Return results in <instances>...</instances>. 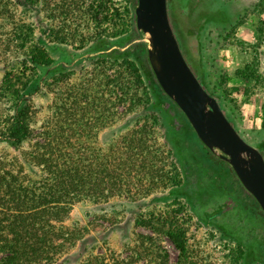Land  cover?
<instances>
[{
	"label": "rangeland",
	"instance_id": "obj_1",
	"mask_svg": "<svg viewBox=\"0 0 264 264\" xmlns=\"http://www.w3.org/2000/svg\"><path fill=\"white\" fill-rule=\"evenodd\" d=\"M135 3L100 0L97 22L81 3V9L39 4L25 10L16 0H0V132L10 131L18 82L33 78L42 84L27 95V139L0 143V197L9 177L26 186L40 179L34 143L48 132V119L61 110L71 113L72 102L87 106L77 111L82 122H96L81 137L83 156L105 153L142 132L156 161L153 170L130 177L128 193L75 202L61 222L66 238L57 239L48 259L33 264H264V214L158 86L134 25ZM166 4L186 61L243 139L264 156V0ZM19 17L34 26L23 45L15 27ZM29 46L46 51L48 67L35 66L26 55ZM116 74L141 84L146 101L137 92L132 96L143 100L131 107L130 97L110 90L104 82ZM174 232L184 234L183 253Z\"/></svg>",
	"mask_w": 264,
	"mask_h": 264
},
{
	"label": "trees",
	"instance_id": "obj_2",
	"mask_svg": "<svg viewBox=\"0 0 264 264\" xmlns=\"http://www.w3.org/2000/svg\"><path fill=\"white\" fill-rule=\"evenodd\" d=\"M16 1L23 5L25 10L29 8L37 10L39 4L47 8L52 5L57 9H70L81 3L87 15L101 22V10L98 9L100 0H93L95 4H88L87 0H40L37 5H33L32 0ZM75 7L82 8L79 5ZM15 27L22 37L23 45L27 37L33 33L34 26L31 21L19 17ZM36 49L35 46L26 47V55L36 63L35 66L48 67L46 51ZM131 69L134 72V69ZM134 75L137 76L136 73ZM5 82L12 86L9 81ZM104 83L110 90L118 89L125 96L124 99L130 97L127 105L131 107L137 106L143 100L135 99L133 94L140 92L145 99L143 103L148 97L141 84L123 82V77L121 78L119 74ZM17 85L19 89L15 91L16 101L11 128L7 133L0 132V143L20 144L30 133L27 122L29 116L27 95L39 91L42 84L29 78L23 82L19 81ZM84 89L85 87L81 90L82 93ZM72 103L69 107L71 113H64V110H61L47 120L43 128H47L48 132H41L40 141L34 143L33 164L42 173L39 180L33 181L36 184L26 186L16 178L6 179L7 185L3 186L4 193L2 198L0 197V253L3 255L0 258L1 264H33L48 259L55 251L51 248L59 247L57 239L66 238L61 222L68 216L75 202L83 198L106 201L113 194L128 193L126 190L131 182L130 177L136 180L140 174L154 169L155 156L146 147L144 142L146 138L142 132H136L128 138L125 136L121 144L114 143L108 146L105 153L91 152L90 155L83 156L81 137L89 136L86 133L91 131L90 127L94 128L96 122L88 124L82 122L77 111L87 106ZM60 108L62 109V105ZM82 125H85L84 128L80 127ZM136 191L140 190L136 188ZM170 235L179 251L183 253L185 251L183 232H174Z\"/></svg>",
	"mask_w": 264,
	"mask_h": 264
},
{
	"label": "water",
	"instance_id": "obj_3",
	"mask_svg": "<svg viewBox=\"0 0 264 264\" xmlns=\"http://www.w3.org/2000/svg\"><path fill=\"white\" fill-rule=\"evenodd\" d=\"M134 25L150 70L163 93L186 117L200 142L225 162L264 214V156L239 134L182 54L166 0H136ZM124 49V48H121Z\"/></svg>",
	"mask_w": 264,
	"mask_h": 264
}]
</instances>
